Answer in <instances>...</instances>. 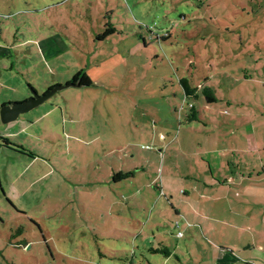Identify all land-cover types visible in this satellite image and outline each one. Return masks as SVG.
Segmentation results:
<instances>
[{"label":"rangeland","instance_id":"obj_1","mask_svg":"<svg viewBox=\"0 0 264 264\" xmlns=\"http://www.w3.org/2000/svg\"><path fill=\"white\" fill-rule=\"evenodd\" d=\"M80 70L92 85L0 117L15 144L0 140V264H213L221 240L239 247L227 264H264L245 250L264 247V184L247 227L216 224L202 197L206 160L263 171L264 145L233 151L248 141L227 128L264 114V0H0V106Z\"/></svg>","mask_w":264,"mask_h":264},{"label":"crops","instance_id":"obj_2","mask_svg":"<svg viewBox=\"0 0 264 264\" xmlns=\"http://www.w3.org/2000/svg\"><path fill=\"white\" fill-rule=\"evenodd\" d=\"M253 116L255 115L247 114L245 116L246 117L245 120H252ZM38 118H36V120H38ZM236 118L237 117L233 115L229 120L230 122L233 121L235 122ZM257 119H258L257 120L258 124H256L255 126H253V123L251 124L250 122L247 123L244 134H242L243 129L230 127L228 123L229 128H227V130L230 135V139L231 137H234L237 140L238 139L237 133L239 132V138L242 137L243 141L241 139L239 140L241 142H245L246 140L248 141V145L246 143V147L243 148L244 150H242L241 148L236 150L235 149L236 144H233L232 146L233 151H249V150L252 151L257 149L261 144L264 145L263 142H261V140L255 139L253 136V132L257 133L259 136H264V114H261ZM248 130H249V134H247ZM214 151H216V149L207 148V150L204 151V153L211 154ZM213 155H209L208 158L210 160L211 159L213 160L212 165L217 163L214 161ZM206 161L208 165L210 164L209 169L211 171L210 172L211 178L209 175L207 174L205 175L204 191L206 192L210 191L212 193L202 195V197L205 198L207 205H210L212 208V213L215 216L214 222L216 224L219 223L218 225L221 226H229L234 228L247 227L245 224H243L244 221L247 220L251 221V218H253L254 216L252 211V206L250 205V201L253 200L254 198V195H252V188L259 187V183L264 184V164L262 165L263 171L262 172L259 171L257 175L255 174L256 170H253L252 173L242 174L241 177L237 179L235 172H230L229 174H225V176H223L222 174L220 175L215 174V171L212 170L213 166H211V162H209L208 160ZM222 163L223 162L217 164L218 166H221ZM117 170L113 168L112 176L116 172L123 173L125 171H130L123 169H117ZM130 177H133V172ZM118 181L120 180H117L115 182ZM243 184L245 185L243 186ZM198 213L199 215H203V212L201 210L198 211ZM231 216L232 218L231 220H229ZM216 247L218 253L214 252L212 254L213 255L212 257L213 259H217V261L213 264H227L230 260L239 258V256L237 255V252H239L238 251L239 247L234 242L229 244L228 240L226 241L221 240L216 245ZM256 248L258 249V251L260 250L261 253H263L262 255L264 256V247L262 246L252 247L249 244L245 250H253Z\"/></svg>","mask_w":264,"mask_h":264},{"label":"trees","instance_id":"obj_3","mask_svg":"<svg viewBox=\"0 0 264 264\" xmlns=\"http://www.w3.org/2000/svg\"><path fill=\"white\" fill-rule=\"evenodd\" d=\"M69 82H71V83L72 82L73 83H78L79 85H82V86H90V85H92V82H91L90 78L82 70L78 71L71 78V80ZM181 84L183 86L184 94H185V96L187 98L188 97H191V96L197 97V93H196L197 88L196 87H192L189 84V82L187 80H185V79H182L181 80ZM52 87L53 86H49L47 88V90L50 89V88H52ZM203 93L206 96V100L208 102H214L215 101L214 95L212 94V92H210V90L207 87L204 88ZM190 111L191 112L187 116V120L188 121H190V120H196V119L198 120L199 119V112H198V110L193 105L190 106ZM12 137L13 136L10 137V136H6V135H3V136L0 135L1 143L3 145H13V146H15V144H13ZM16 148H18L17 150L20 151V152H24V153L26 152L25 149L22 146H20V145L16 146ZM29 154L31 155L32 153H29ZM131 175H132V172L131 171H125L123 173L116 172V173L113 174V180L114 181L121 180V179L130 177ZM151 251H153V252H160L161 251L166 256H169V254H170V252L168 251V249L165 246H162L161 248H157V249H152Z\"/></svg>","mask_w":264,"mask_h":264},{"label":"water","instance_id":"obj_4","mask_svg":"<svg viewBox=\"0 0 264 264\" xmlns=\"http://www.w3.org/2000/svg\"><path fill=\"white\" fill-rule=\"evenodd\" d=\"M66 86H82L78 83L67 82L64 85H56L48 89L43 94H38L35 90L32 91L31 97L22 101L6 102L0 106V117L4 123L16 120L21 113L28 112L35 108L39 103L47 99L57 89Z\"/></svg>","mask_w":264,"mask_h":264},{"label":"flooded vegetation","instance_id":"obj_5","mask_svg":"<svg viewBox=\"0 0 264 264\" xmlns=\"http://www.w3.org/2000/svg\"><path fill=\"white\" fill-rule=\"evenodd\" d=\"M29 97H31V94H29V95H28L27 97H25L24 99H27V98H29ZM24 99H23V100H24Z\"/></svg>","mask_w":264,"mask_h":264},{"label":"built area","instance_id":"obj_6","mask_svg":"<svg viewBox=\"0 0 264 264\" xmlns=\"http://www.w3.org/2000/svg\"><path fill=\"white\" fill-rule=\"evenodd\" d=\"M176 226H178V223H176ZM179 234L181 235V232H179Z\"/></svg>","mask_w":264,"mask_h":264}]
</instances>
